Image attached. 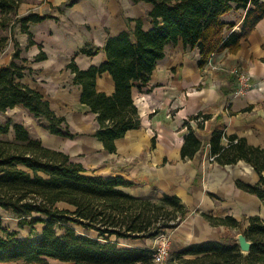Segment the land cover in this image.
I'll list each match as a JSON object with an SVG mask.
<instances>
[{
	"label": "trees",
	"instance_id": "16d2710c",
	"mask_svg": "<svg viewBox=\"0 0 264 264\" xmlns=\"http://www.w3.org/2000/svg\"><path fill=\"white\" fill-rule=\"evenodd\" d=\"M25 0H0V18L4 25L15 15L20 31L33 44L30 25L50 18V14L28 12L17 17ZM75 0H70L72 4ZM152 5L147 13L151 27L143 28L142 18H131L135 26L109 36L103 46L106 59L99 65L79 68L73 58L67 67L73 73L71 84L81 87L80 102L96 114L95 136L109 152H115V140L129 129L139 128L141 117L132 96L134 87L148 85L157 62L165 56V47L182 40L185 47L197 48L198 66L203 67L211 55L235 53L264 17V0H132ZM241 10L240 18L226 20L224 15ZM240 23L238 29L235 27ZM7 64L0 66V111L23 105L34 116L48 123L52 134L74 137L63 116L50 108L48 100L37 89L21 81L29 67L21 56L18 41ZM99 47L86 43L80 52L94 55ZM46 57L41 51L35 60ZM107 72L114 82L112 94L96 90L97 76ZM202 117V120H199ZM211 114L198 111L184 119L187 133L180 148L181 159H192L202 152V141L191 121L201 128ZM12 138L3 137L10 132ZM208 154L220 165L243 160L250 164L258 179L250 184L240 179L235 185L257 196L264 203V146L248 143L244 136L227 133L223 124L216 125L208 139ZM134 182L122 175L102 176L89 173L67 153L44 146L31 138L20 122H0V208L18 218L31 217L30 224L41 222L38 237L18 238L0 223V264L23 260L50 264L48 258L67 264H142L152 261L150 249L117 247L115 238H152L175 228L189 212L176 194L136 195L123 190ZM155 192V191H154ZM61 203L67 206H61ZM36 215V216H34ZM201 215L211 225L239 227L231 215ZM242 233L251 242L248 252L237 243L207 240L183 247L176 258L190 264H264V217L251 215ZM74 225L86 234H77ZM57 229H63L59 234ZM97 232L96 237L88 231ZM99 238L103 239L101 241ZM193 256L186 258L185 256Z\"/></svg>",
	"mask_w": 264,
	"mask_h": 264
},
{
	"label": "crops",
	"instance_id": "0c3cea01",
	"mask_svg": "<svg viewBox=\"0 0 264 264\" xmlns=\"http://www.w3.org/2000/svg\"><path fill=\"white\" fill-rule=\"evenodd\" d=\"M63 1L43 0L40 7L33 10L51 15L30 25L33 44L28 45L29 37L19 26L16 40L25 51V54L21 51V56L27 59L24 64L29 67L21 81L39 90L50 108L65 118L70 131L76 135L70 138L50 133L44 119L20 104L0 111V122L22 123L31 138L67 153L89 173L122 175L135 183L123 188L127 192L148 195L157 189L160 195H178L189 209L184 220L173 229L174 233L185 231L179 250L187 244L221 240L216 225H211L201 213L231 215L239 220L243 211L255 212L259 204L264 205L257 196L235 185L237 179L250 184L257 181L251 165L243 160L236 162L249 166L250 179L229 174L227 166L231 164L220 165L210 160L207 145L212 129L223 124L228 134L236 133L244 136L248 143L264 146V17L242 40L237 52L215 53L203 67L198 66L196 47H185L182 40L168 44L148 85L141 90L132 89L141 117L140 127L129 129L116 139L115 152H109L95 136L96 114L80 102L81 87L70 83L73 73L66 65L72 58L81 69L102 63L106 59L103 46L107 38L134 28L135 22L129 19L142 18L143 28L151 27L147 13L152 5L132 0H75L64 11L60 7ZM24 4L23 1L18 10L26 8ZM240 14L241 10H232L224 19L235 20ZM239 26L240 23L235 28ZM86 43L99 47V51L94 55L81 53L80 48ZM41 51L46 57L35 60ZM236 66L246 69L255 80L250 90L241 96L234 95L237 83L230 85L233 75H229L230 69ZM95 87L112 94L114 82L110 74L104 72L97 76ZM198 111L212 116L201 128L191 122L202 147L206 144L207 150L204 155L197 152L192 159L184 160L180 157V148L187 129L182 124ZM218 114L220 118L216 119ZM10 134L13 136L12 126ZM255 213L252 214L260 215Z\"/></svg>",
	"mask_w": 264,
	"mask_h": 264
},
{
	"label": "rangeland",
	"instance_id": "374dc122",
	"mask_svg": "<svg viewBox=\"0 0 264 264\" xmlns=\"http://www.w3.org/2000/svg\"><path fill=\"white\" fill-rule=\"evenodd\" d=\"M69 2H70V0L63 1L61 3L60 7H62L63 9H65L64 11H66L72 5V4H68ZM24 3H25L24 5H26L24 7H26V8H22V10L19 9L17 17L25 15L28 12H32L33 10L35 11L36 8H39L40 5L43 3V0H25ZM51 8H53V6H51ZM10 17L11 18L8 19V22L5 25L3 24L5 20L3 18H0V65H4L5 63L8 62L9 58H11L12 53L14 51L13 38L17 39L16 35H18V30H17L18 24L15 21L16 16L11 15ZM22 54H25V51H22ZM235 68H238V66L233 67V69H235ZM242 71L247 76H250L249 81L251 83L253 81H255L253 79L252 75H250V73L246 69H242ZM229 75L231 76L232 74L230 73ZM235 83H236V81L232 75L230 77L231 87L235 86ZM235 88H236V86H235ZM201 118L202 117H200L199 120H202ZM219 118H220V115L218 114L216 116V119H219ZM206 121L207 120H205L204 123ZM191 122L195 124L194 121H191ZM3 137L12 138V135L10 134V132H8ZM206 150H207V145L204 144L202 147L201 155H204V152ZM227 171L229 174H234L236 177H239V178L242 177L244 179H250L249 175L251 174V169L249 168L248 165H246L244 163L243 164H236V163L231 164V165L227 166ZM148 195H154V197L156 198L160 195V192L156 189L155 192L152 191ZM210 197H211V195H210ZM61 206H67V205L64 203H61ZM256 211L258 213H260L261 216L264 217V205L259 204ZM255 212L243 211L239 217V220H238L240 222V226L238 228L237 227H235V228L227 227L224 225H216V227H217L216 231L218 229V232H217L218 238L221 239L222 241H225V242L237 243V235L239 233H241L242 229L247 225V222H248L247 218L249 216L253 215L252 213H255ZM211 214H214V212H211ZM34 216H36V215H34ZM30 220H31V217H26L24 219H21V218L16 217L12 213L5 211V210L0 208L1 226L5 230H7L8 232L16 231L18 238L38 237L41 234L43 224L41 222H38L35 224H30ZM74 228H75L77 234H86V232H84L82 227L74 225ZM173 229L166 230L165 232L159 234L156 237H152V238H115L114 236H112L111 240L115 241L117 243V247H127V248H129V247H142V248L150 249V251L153 252V250H155V248L157 247L158 242L162 238H165V240L167 241L168 255L162 264H190V263H180L176 258V254L180 251L179 247L181 246L182 240L184 239L185 231H183V232L181 231L179 233H174ZM63 231H64L63 229H57V232L59 234L63 233ZM0 235H4V233H2L0 231ZM88 235H90L92 237H96L97 232L94 230H90V231H88ZM99 239L101 241H103V239H101V238H99ZM187 245H189V244H187ZM185 257L186 258H192L193 256L187 255ZM46 261L50 264H67L65 262H62V261H59V260L53 259V258H48ZM1 264H42V263H37V262L27 263V262H24L23 260H14V261L2 262ZM142 264H155V263L153 261L149 260V261H146Z\"/></svg>",
	"mask_w": 264,
	"mask_h": 264
},
{
	"label": "built area",
	"instance_id": "2783aa9c",
	"mask_svg": "<svg viewBox=\"0 0 264 264\" xmlns=\"http://www.w3.org/2000/svg\"><path fill=\"white\" fill-rule=\"evenodd\" d=\"M230 73L235 76L236 88L234 89V95H243L247 93L252 87V83L249 81L250 76H247L242 69L235 68L231 69ZM211 159V158H210ZM152 261L155 264H162L168 255L167 241L162 238L155 250L152 252Z\"/></svg>",
	"mask_w": 264,
	"mask_h": 264
},
{
	"label": "water",
	"instance_id": "95a60500",
	"mask_svg": "<svg viewBox=\"0 0 264 264\" xmlns=\"http://www.w3.org/2000/svg\"><path fill=\"white\" fill-rule=\"evenodd\" d=\"M237 244L242 252H248L251 246V242L242 232L237 235Z\"/></svg>",
	"mask_w": 264,
	"mask_h": 264
}]
</instances>
